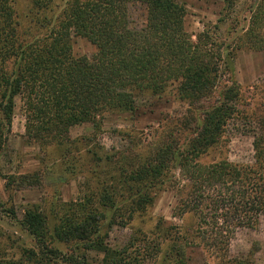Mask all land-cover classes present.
Segmentation results:
<instances>
[{
  "label": "trees",
  "instance_id": "obj_1",
  "mask_svg": "<svg viewBox=\"0 0 264 264\" xmlns=\"http://www.w3.org/2000/svg\"><path fill=\"white\" fill-rule=\"evenodd\" d=\"M51 2L45 4L46 11ZM135 4L146 10L140 28L131 21ZM15 15L13 0H0V151L7 146L18 97L24 103L27 139L58 153L80 142L70 140L72 128L96 125L117 112L134 115L140 100L165 98L172 88L189 110L186 117L167 121L145 146L115 157L129 163L128 168L115 166L117 174L103 180L98 192H88L84 204L69 207L72 215L61 218L49 236L73 243L72 255L51 248L45 217L28 211L19 225L35 239L38 250L14 260L0 244V264H88L86 253L94 249L105 255L103 264H188L190 249L226 258L237 230L258 228L264 215V121L255 164L201 162L215 151L239 112L240 91L231 83L218 92L224 50L208 31L192 39L183 6L176 0H71L55 26L32 41L19 31ZM73 37L90 42L96 54L74 57ZM241 40L251 50L264 51V0H256ZM65 155V161L78 160L70 152ZM35 176H21L22 185L43 178ZM164 185L178 198L174 217L193 216L194 228L162 229L161 220L152 238L140 236L119 251L109 248L102 236L104 226H113L102 224L107 213L112 221L121 212L128 224L153 203L150 190Z\"/></svg>",
  "mask_w": 264,
  "mask_h": 264
},
{
  "label": "rangeland",
  "instance_id": "obj_2",
  "mask_svg": "<svg viewBox=\"0 0 264 264\" xmlns=\"http://www.w3.org/2000/svg\"><path fill=\"white\" fill-rule=\"evenodd\" d=\"M69 1L52 0L46 11L44 6L48 0H13L19 31L30 41L43 37L55 26ZM176 1L186 9L185 28L192 39L196 41L199 34L208 31L224 50L226 66L218 92L231 83H235L240 91L239 112L229 122L215 151L201 162L209 165L228 160L236 165H253L256 163L255 146L260 141L264 121V51L249 49L241 38L249 25L250 11L256 0ZM130 16L133 26L142 27L146 22L144 6L132 5ZM71 46L76 58H92L97 51L90 42L79 37H73ZM188 110V105L178 99L172 88L165 98L140 100L134 115L117 112L105 116L96 125L72 128L70 140L80 142L66 146L58 153L54 147L42 149L37 142L27 139L24 103L18 97L11 134L7 146L0 151V244L6 257L20 260L26 251L38 250L35 239L19 225L28 211H37L45 217L50 247L72 255L73 243H59L49 236L61 218L72 215L69 207L84 204L88 192H98L103 180L117 174L115 166L128 168L129 163L115 160V157L146 145L156 132L167 127V121L186 117ZM69 152L78 160L65 161L68 158L65 154ZM45 154L49 156L45 157ZM146 155L147 150L143 153L147 158ZM37 174L43 176L39 178L41 181L30 178L32 185H22L21 176L36 177ZM174 175L177 179L180 177L178 171ZM150 192L153 203L145 211L136 213L128 224L121 212L112 221V213H107V221L102 224L112 222L113 226L103 225L102 236L109 248L119 251L140 236L152 238L161 220L164 221L162 229L169 225L178 226L183 232L194 228L193 216L174 217L178 198L169 185L153 188ZM168 246L166 242L164 253ZM86 255L88 264H103L105 255L102 252L94 249ZM188 256V264H264V215L257 229L237 230L226 258L197 249H190Z\"/></svg>",
  "mask_w": 264,
  "mask_h": 264
}]
</instances>
